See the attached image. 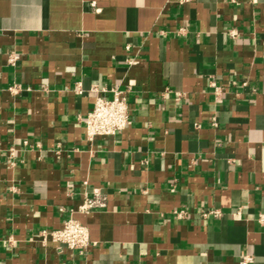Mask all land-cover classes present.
Masks as SVG:
<instances>
[{
	"label": "crops",
	"instance_id": "0c3cea01",
	"mask_svg": "<svg viewBox=\"0 0 264 264\" xmlns=\"http://www.w3.org/2000/svg\"><path fill=\"white\" fill-rule=\"evenodd\" d=\"M94 85L131 123L90 141ZM262 211L264 0H0V264H264Z\"/></svg>",
	"mask_w": 264,
	"mask_h": 264
},
{
	"label": "built area",
	"instance_id": "2783aa9c",
	"mask_svg": "<svg viewBox=\"0 0 264 264\" xmlns=\"http://www.w3.org/2000/svg\"><path fill=\"white\" fill-rule=\"evenodd\" d=\"M186 1V0H182ZM235 36L234 30L230 31ZM20 57L19 54H11L9 62L14 63ZM247 85V81H243ZM80 91V90H79ZM90 91L95 93L93 106L85 118L86 137L93 141L98 136H115L123 131L131 123V115L127 97L123 91L117 87L110 88L111 95H107L108 89L94 85ZM107 205V196L97 189L92 195L84 197L77 211L86 212L92 209L103 208ZM177 217H184L185 210L175 211ZM217 217L220 215L219 209H210L204 213ZM258 221L264 226V211L258 215ZM51 236V240L58 243L60 247L86 253L93 244L89 229L80 220L70 215L62 227L51 231H42V235ZM253 259L252 255H244L239 264H248ZM142 264V263H138Z\"/></svg>",
	"mask_w": 264,
	"mask_h": 264
}]
</instances>
